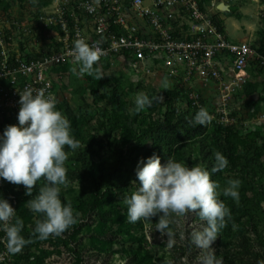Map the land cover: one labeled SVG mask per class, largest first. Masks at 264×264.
<instances>
[{"label":"trees","instance_id":"1","mask_svg":"<svg viewBox=\"0 0 264 264\" xmlns=\"http://www.w3.org/2000/svg\"><path fill=\"white\" fill-rule=\"evenodd\" d=\"M210 1L203 0V3ZM0 7L9 11L11 0H0ZM236 9L231 6L226 14L233 17ZM261 16L262 25L254 49L264 56V12ZM213 21L225 34L226 27L220 14L214 15ZM99 63L94 68H99ZM76 67L67 64L57 68L56 73L73 74ZM104 67L109 68L110 63L106 62ZM251 71L264 74V67L254 61L249 74ZM85 76L86 85L81 86L80 93H75L74 104L63 102L56 105V110L70 121L71 135L81 143L65 162L70 183L60 192L62 203H71L77 222L48 241L70 250L79 263L84 258L109 259L121 253L127 264H186L183 256H195V247L190 238L178 243L175 224L170 226L177 242L172 250L166 243L149 244L144 235L145 226H155L159 217L153 218L152 223L128 221L124 199L130 198L139 186L135 170L139 161H146L155 153L160 156L162 164L171 158L190 168L200 166L206 169L221 189L228 187L229 180L241 181L238 202L223 194L219 197L230 209L231 219L217 238L223 251L216 256L223 264H264V125L245 129L242 123H218L223 113L213 115L202 99L204 108H208L215 119L206 126H193L192 121L200 108L193 105L185 87L179 84L177 86L181 88L170 87L160 94L156 89L147 90L139 80L123 87L119 81ZM261 90L262 84L253 85L248 79L233 99H247L259 94L258 99L250 103L261 111L264 102ZM137 93L147 95L153 101L152 106L136 112ZM161 96L163 101L159 99ZM66 151H70L67 146ZM216 152L227 158L228 166L223 171L212 172ZM46 183L43 178L38 180L32 195L27 196L24 186L0 178V199L15 207L16 218L24 223L20 234L31 241L22 252L9 253V263L0 264H44L43 258L48 254L37 248L46 240L41 241L38 234H33L37 220L44 219V216L32 212L27 201L39 195V189ZM196 218L200 221L198 216ZM2 224L0 222V229ZM4 236L1 230L0 256L7 250L1 242ZM120 236L122 240L118 241ZM114 246L119 249H113ZM131 246L135 249L131 250Z\"/></svg>","mask_w":264,"mask_h":264},{"label":"built area","instance_id":"2","mask_svg":"<svg viewBox=\"0 0 264 264\" xmlns=\"http://www.w3.org/2000/svg\"><path fill=\"white\" fill-rule=\"evenodd\" d=\"M221 1L53 0L31 22L6 26L1 20L0 137L9 125H18L19 93L26 88L44 89L46 96L55 98L56 69L79 65L71 54L77 39L101 48L100 62L121 61L144 80L161 78L192 91L195 83L216 86L223 107L218 123L229 124V102L248 81L251 63L264 67V56L249 41L234 42L220 30L213 16L220 12ZM191 102L202 107L197 92L191 93ZM196 217L190 219L202 227ZM175 225L180 242H185L181 227ZM148 227L152 235L149 238L146 229L144 235L149 244L168 246L166 236L158 240L155 226ZM1 242L6 247L5 236ZM212 247L215 254L223 251L217 240ZM194 249L198 260L200 252ZM6 252L0 263L6 260Z\"/></svg>","mask_w":264,"mask_h":264},{"label":"clouds","instance_id":"3","mask_svg":"<svg viewBox=\"0 0 264 264\" xmlns=\"http://www.w3.org/2000/svg\"><path fill=\"white\" fill-rule=\"evenodd\" d=\"M221 3L232 6L231 0H222L218 6ZM258 4L264 8L261 0ZM219 11L218 14L224 13ZM71 54L81 66L80 75L87 73L96 79L102 78L99 68H94L104 55L101 48L77 39ZM19 97L18 125H9L0 137V178L24 186L27 196L32 195L38 180H46L39 195L27 201L32 212L44 216V219L37 220L33 233L43 241L50 236H60L77 222L71 203L63 204L60 192L70 183L65 162L81 143L71 135L68 118L56 110V99L50 94L46 96L44 89L29 87L19 93ZM159 99L163 101L162 96ZM152 103L147 95L137 93L135 111L151 107ZM212 119L207 109L201 107L192 123L193 126H206ZM66 146L70 151H66ZM214 157L212 172L227 168L228 160L222 153L216 152ZM135 171L139 186L130 198L124 199L129 223H152L153 218L159 217L155 231L166 236L171 247L175 241L170 226L181 222L187 224L191 216H198L203 226L193 228L190 239L200 252L199 264H223L212 245L231 219V211L219 197L223 194L238 202L241 181L229 180L228 187L221 189L206 169L200 166L190 168L171 158L162 164L160 156L155 153L146 161H139ZM132 184L136 185V182L132 181ZM0 222H3L0 230L5 233L7 252H22L31 241L20 234L23 220L16 218V210L4 199H0Z\"/></svg>","mask_w":264,"mask_h":264},{"label":"rangeland","instance_id":"4","mask_svg":"<svg viewBox=\"0 0 264 264\" xmlns=\"http://www.w3.org/2000/svg\"><path fill=\"white\" fill-rule=\"evenodd\" d=\"M49 1L50 0H11V9L9 11H5L0 7V21H4L6 26H8L7 22H31L41 11L47 9L53 0L50 4H48ZM231 3L233 7L237 8L236 14L233 17H229L226 12L220 13V16H222V19L224 20L229 39L234 42L247 40L252 45L258 43V31L261 29L262 25L261 13H263L264 8L252 0H231ZM11 26L12 25H9V27ZM104 66H106L105 62L99 63V70L102 78L105 80L110 79L112 81H119L123 87H128L131 81L139 80L144 81V87L147 90L156 89L160 91L159 93L161 94V92L167 88H174L178 85L173 82H166L161 78H149L148 80H144V77L140 73L132 71L121 61L111 63L109 68H105ZM75 70L76 71H73V74L72 72L57 73L58 77H56L55 80V99L57 104L70 102V104L73 105L75 93H80L82 89L81 86L86 85L85 75H87V73L80 75L79 66H77ZM248 79L253 85L257 83L262 84L261 92L264 96V74L258 73L257 71H251ZM165 83L167 84V87L164 86ZM185 89V93L188 94L190 101L191 93L195 94L197 92V94L200 95V103L202 107L204 108L206 105L212 111L213 115L218 116L220 111L223 110L221 98L216 86L210 85L205 88L200 85H193V91L192 89ZM258 96L259 94H255L251 98H242L240 100H237L236 98L233 99L232 97V100L226 108V112L228 113L231 122L236 124L242 123V126L244 125L245 129H253L258 125H264V102L262 103L261 111H257V108L250 103V101H256ZM202 99L206 101L205 105L202 103ZM183 107H185V104ZM208 108L207 110H209ZM148 226L149 225L145 228V232H147L150 238L152 234ZM179 226L184 233L182 236V240L184 239L183 241L190 238L189 233H191L193 228H200L199 225L196 222L193 223L190 218L187 224L181 222ZM155 236L158 240L159 238H163L161 234L159 236ZM51 237L52 236L49 238ZM49 238L46 242L41 243L37 248L38 251H43L48 254L45 258H43L44 264H104V262H106L105 264H109L110 261L112 264H127L121 253L115 255L114 257H110L111 259H101L99 257L84 258V260L79 263L70 250L66 249L64 246L52 244V242L48 241ZM117 240L121 241L122 236L118 237ZM175 245L176 244H173L172 247ZM113 249L116 250L119 249V247L114 246ZM133 249H135V246H131V250ZM172 250L174 249L172 248ZM6 253L7 256L4 262L9 263L11 261V256L8 252ZM102 255L103 253L101 254V257ZM199 255L200 253H198V256ZM85 257L87 256L85 255ZM183 259L186 264H191V262L196 264L198 261L197 258L192 255L183 256ZM0 260H3V257Z\"/></svg>","mask_w":264,"mask_h":264},{"label":"water","instance_id":"5","mask_svg":"<svg viewBox=\"0 0 264 264\" xmlns=\"http://www.w3.org/2000/svg\"><path fill=\"white\" fill-rule=\"evenodd\" d=\"M218 9L221 10V11L227 12V11L230 10V7L227 6V5H224L223 3H221V4L218 6Z\"/></svg>","mask_w":264,"mask_h":264},{"label":"crops","instance_id":"6","mask_svg":"<svg viewBox=\"0 0 264 264\" xmlns=\"http://www.w3.org/2000/svg\"><path fill=\"white\" fill-rule=\"evenodd\" d=\"M227 32V31H226ZM228 36V35H227ZM229 38V37H228ZM258 42V41H257ZM256 44H253L252 46L255 48ZM194 85H200L199 83H195ZM201 86V85H200Z\"/></svg>","mask_w":264,"mask_h":264}]
</instances>
